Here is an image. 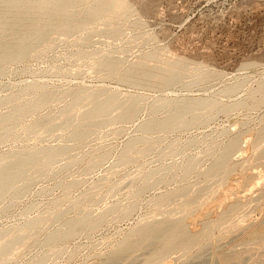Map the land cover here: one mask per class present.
Wrapping results in <instances>:
<instances>
[{
    "label": "bare ground",
    "instance_id": "6f19581e",
    "mask_svg": "<svg viewBox=\"0 0 264 264\" xmlns=\"http://www.w3.org/2000/svg\"><path fill=\"white\" fill-rule=\"evenodd\" d=\"M134 10H133V7L131 6V3L129 2V0H0V78H1V76L5 77L9 73L11 74L14 66L18 67L22 64H27V66H29L28 64L31 62L29 60H31V59H35V60L40 59L41 60V58L44 57L50 50H52L54 47H56V45L58 44L59 36H62V35L66 36L67 38L65 37L64 39H66L68 41L71 37H74L75 38L74 40H73V38H71V41L73 40L74 42L72 41L70 43H73L77 46L82 47L80 49L78 48V50H76V51H72V53H70L71 57H76L78 59V61L80 60L81 62H85V64L90 63L89 65H91V68L95 69V71H98L100 73L99 75L104 77L105 79L107 78V80L113 79V80H116L118 82H121L122 84L125 83V85L128 84L129 86H132L135 88H145V89L147 88L148 90L154 89V90L159 91L161 89L165 90V88H169V87L171 88L172 86H177V85H181V84L184 87L191 88V87H194L196 85H199L202 81H210L215 77L218 78V73L210 71L211 69L210 70H208V68L206 69L205 65H203L204 63H193V62H191V60L183 58L182 56L176 57V56H174L175 54L174 55L173 54L167 55L166 51L164 52L162 48H158L159 46H157L156 49L151 50L150 52H146V54H143V56H141L140 60H138V61L135 60L136 62H132L133 60H131V63L130 62L127 63V59L125 57H123V58L126 59V61L122 57H118L117 56L118 54L115 55V53H116L115 50L110 49L107 52H103L102 48H101V50L100 49L99 50H93V49L89 50L88 49V47L92 43L93 33H94V35H96L95 33H98V32L101 33L102 32V34L104 33V34L108 35L110 38L111 37H118L119 38L123 34L124 29H125L126 25H128V23H131V26H132L131 29L134 28L136 30H140L141 28L146 27V26H143L144 24H146V22H142L141 16H139V17H141L140 18L141 20L135 19V21H133L134 20L133 19L132 21H130V17H132V15H134V12H136ZM134 17H132V18H134ZM103 26H104V28H103ZM100 27H102V28H100ZM134 29H132V30H134ZM144 35L146 36V32L144 33ZM148 36L150 37L149 34H148ZM93 37H95V36H93ZM105 37H107V36H105ZM138 37L142 38L143 36H138ZM120 38H122V37H120ZM128 39H130V38H128ZM94 40L99 41L97 39H94ZM102 40H103V38H102ZM144 40H146V39H144ZM153 40L154 39H152V41ZM156 40H158V39H156ZM62 41H64V40H62ZM62 41L60 40L59 44H61ZM107 41L108 40H106L104 42L109 44ZM126 41H127V39H126ZM113 42H114V40H113ZM66 43L67 42H65L64 44H66ZM101 43H103V42H101ZM96 44H97V42H96ZM105 44H104V46H105ZM62 46H63V44H62ZM71 47H73V46H70V47L68 46V48H71ZM100 47H101V45H100ZM107 50H108V48H107ZM164 50H167V48H165ZM119 55H121V54L119 53ZM61 56H60V58H62ZM48 57H50V56H48ZM137 58H139V57H137ZM68 59H72V58L69 57ZM46 60H47V58H46ZM50 60H51V58H50ZM71 61H73V60H71ZM154 62H156V63H154ZM55 63H57V61ZM77 64H79V63H77ZM83 64L84 63H82V65ZM32 65H33V63L29 67L31 68ZM60 65H62V64L60 63ZM253 65H255V63L251 64V66H253ZM64 66H67L66 63ZM21 67H23V66H21ZM29 67H25V68H23V70L26 68L28 70ZM243 67H244V65L242 66V68ZM15 68H14V71H15ZM58 68H59V65H58ZM245 69H247V68H245ZM14 71H13V73H15L17 71V68H16V71L15 72ZM22 71H18V72H22ZM24 71H26V70H24ZM45 72H47V71H45ZM221 73H222V71H221ZM35 74H36V72H35ZM79 74L81 75V73H79ZM31 75H33V74H31ZM61 75L64 76L65 74H61ZM71 75L72 74L70 72V76ZM83 75H84V73H83ZM76 76L77 75L73 74V76H71L70 78H73ZM4 77H2V78H4ZM50 77H52V75ZM57 77L59 79L60 76H57ZM240 78L241 77H239L238 79H240ZM58 79H56V81ZM244 80H246V79H244ZM33 81L34 80H32L31 83L26 84V85L24 83V85L23 86L21 85V87H19L18 90L16 89L17 91H15V92H14L15 89L14 90L12 89L13 93H11V94L9 93V95H7V96L0 97V145L2 143L8 142L10 140L11 141H14V140L20 141L19 139H22V138L24 139V137L28 136V135H30V137L32 136L31 139L39 141L41 136L44 133H48V134L51 133L50 135H52V134H56V132L58 130H62L61 132L63 133L64 137L67 136L69 139H71L73 142H75L74 144L76 146H80L86 141L87 142L91 141L89 139L91 137V135L94 134L99 129H101L104 125H110V124L113 125V124L118 123V122H121V123L124 121L128 122V120L135 119L138 116V114L143 110V106L145 104V103L144 104L142 103V101H144L143 99L145 98L143 95H141L142 92L140 94L135 93V92H130V93L127 92V94L124 93L125 95H122V94H119L118 91L117 92L116 91L113 92V90L110 91L109 89L105 88V86H103V87L99 86L98 88H95V89H91L92 86L90 88H83L84 87L83 83H82L83 84L82 87H77L78 86V84H77V86L75 85V88H69V89H65V90H63L64 89L63 88L62 91H57V89L56 88H55L56 90L53 89L47 83L46 80H45L46 83L43 82L44 80L42 82H40V81L38 82L36 80H35V82H33ZM50 82H51V80H50ZM68 82H69V80H68ZM243 83L244 82L239 81L235 84H230L228 87L226 86V88H224V89L222 88L223 90H221V91H222V93L233 95L242 88V86L244 85ZM53 84H55V83H53ZM256 84H255L256 85L255 87L251 88L248 91L245 98H242L238 101H235V102L229 103V104L222 102L221 100H219L218 98H215L214 96L213 97H202V96H200V97H190V96L168 97V95H167V97H163V96L161 98L157 97L158 99L153 102L155 104V106L152 104V106H154V109L153 108L151 109V112H152L151 118L146 120V122L141 126L143 134H141V136L137 135L138 137H135V138L129 140L127 142V144L125 145V147L123 146L124 149L122 148L123 151H122V153L120 152L121 156L118 159L119 163L125 164V165L131 164V163L134 164V162L138 161L141 158H143V162H144L145 156L148 155L149 153L151 155V153L158 147L157 145H160L164 140H166L167 135H169L171 133L173 135V132H176V131H183V130L193 128V127H197V126H201V125L203 126V124H206L207 122L212 120V118L214 116H216V114H219L221 112L229 114L230 112H233V111L238 110V109H240V110L241 109H247L248 111H249V109H254V110L255 109H257V110L262 109V107L264 106V78H262L259 82L257 81ZM6 86H7L6 88H8V86H10V84L6 85ZM13 86H15V85H13ZM18 86H17V88H18ZM62 87H64V86H62ZM58 88H60V86H58ZM60 90H61V88H60ZM3 91H5V90H3ZM135 91H137V90H135ZM6 93H8V92H6ZM214 95H217V93H215ZM227 96H229V95H227ZM61 99H63V100L69 99V100L66 103V105L65 106L63 105V107L58 111L57 119L61 120L60 123L57 122V119H55V118H49L50 116L48 118L46 117L43 119L42 118L38 119L39 118V117H37L38 113L41 114L40 111L42 109H43L42 111H44L43 113L46 114L44 108L47 109L48 106L50 108V105H52V103L54 104L55 101L61 100ZM145 101H146V99H145ZM5 105H8V106L10 105L9 111L7 110L8 112H2V108ZM52 107H54V106H52ZM83 108L85 110H82ZM150 108H151V106H150ZM4 109L5 108H3V110ZM52 109H54V108H52ZM50 111H52V110H50ZM115 111L118 112L116 115H114ZM162 111L164 112L165 115L162 113ZM160 113H162L163 115L162 114L160 115ZM49 115H50V113H49ZM52 115H56V113L55 114L53 113ZM24 116H27V118L24 119ZM263 119H264V114H263ZM237 124L238 123H236V125ZM207 125H208V123H207ZM87 126H90V128H86ZM228 130H229V128H228ZM113 131L115 132V130H113ZM117 132H119V131H117ZM122 132L123 131H121V133ZM229 132H230V130H229ZM97 133L99 134V131ZM226 133H228V132H226ZM61 134H57V136H56L57 139H58V135H61ZM110 134H111V132H110ZM159 134H161V135H159ZM232 134H233V137L231 136L230 139L227 136L229 139L228 141L226 140L227 142L222 143L223 141L221 140L220 143L217 142L218 144L210 147L211 151L207 154L206 157H209V159L212 158V163L210 164V166L208 167L207 170L202 172V174L200 176H203L205 179H209V180L216 179L222 174L226 175L227 177H229L230 174H233V176H232L233 179L240 178L241 181L243 178V184L246 188L249 189V186L254 185V187H255V184L257 185V187H255L254 190L258 194L256 195V198H254V200H257V201L264 203V173H263V170H264V125L255 131H252L250 129H241L240 131H236V132L232 131ZM94 136H92V140H93ZM97 136H99V135H97ZM110 136H112V135H109V138H110ZM116 136H117V134H116ZM50 137L52 138V136H50ZM168 138H169V136H168ZM213 139H214V137H213ZM196 140L193 141V143L196 142ZM65 141H67V140H65ZM210 141H212V140H210ZM214 141H215V139H214ZM106 142H108V141H106ZM165 142H167V141H165ZM193 143H191V144H193ZM23 144H24V142H23ZM90 144H91V142H90ZM52 145L51 146H43V147L38 146L35 148L31 147L33 145H31V146H22L21 145V147L20 148L18 147V149L16 148V150L12 149V151H7V152L5 151L2 154H0V204L7 202V205L5 206V208L2 207V210H8L9 211L10 208H12L14 205H17L18 203L17 204H15V203L18 200H20V198L23 195H25L26 193L31 191L30 188H33L32 183L34 182V180L36 181V178L38 180V177H40L39 179H41L42 176H47V175L51 174L54 171L55 166L57 165V162H59V159L61 157L69 155V154L71 155L70 158L67 157V159H69V161L66 159L68 161V163L65 165V167L63 166V168H65V170L69 169V172H70V169L74 168L72 166L78 165V164H80V166L82 165L81 166L82 168L78 165L79 170L81 168L82 171H89V170L95 168L96 166L98 168V164H100L102 161H104L110 155V152H109L110 150L109 151H103L100 153H96L93 150L95 153H92V152L90 153L89 151H91V150L89 148L88 152L90 154H88V153L85 154L86 153L85 152L84 153L85 155L83 154V156L80 155L81 157H75V156H77L76 155L77 153L74 156H72V154L70 153L72 148H74L73 146H69L67 144L64 146H58V145L52 146ZM185 145H187V144H185ZM190 145H188V146H190ZM211 145H212V143H211ZM34 146H35V144H34ZM92 146H90V147H92ZM80 147H81L80 148V150H81L82 146H80ZM83 147H84V145H83ZM159 147H161V145ZM107 148H110V147H107ZM77 149H79V148H77ZM111 150H114V149L111 148ZM183 150H184V148H183ZM84 151H86V150H84ZM160 151H161V149H160ZM178 151H179V149H178ZM98 152H99V150H98ZM161 152L163 154L164 150H162ZM185 152H186V150H185ZM72 153H74V152H72ZM238 153H240V154L237 156ZM146 157H148V156H146ZM232 159H233V162H232ZM207 161H209V160H207ZM104 162H106V161H104ZM119 163H117V164H119ZM197 163L198 162L195 158H189L187 160V162L184 163V165H182V163H181L182 167H180L179 170L182 173L181 174V180L183 182H185L186 178L191 173H192V178L195 176V175L193 176V172L196 171L197 169H199V168H197L198 167ZM145 164H146V162H145ZM204 165H206V163ZM78 166H75V167H78ZM201 166H203V165L201 164ZM114 167H116V166L114 165ZM139 167L141 168L142 166H139ZM255 167H262V170L253 172V169ZM59 168H61V167H59ZM123 168H125V167H123ZM127 168H128V166H127ZM174 168H175V164H173V165L170 164L169 166H166L164 168H160V170L158 169L155 171H150L147 174H145L144 178L143 177L141 178L142 183L140 182L141 180L139 181L137 178L138 182L141 183V184L139 183L140 185H138V183L135 182L137 180H134L132 184L129 183L132 181V180H130L128 182V185L126 183H124L125 186H129V184H130L132 187L131 190L128 189V191L129 190L131 191L130 195L132 198V202L130 204H128L127 206H125V204H124L125 207H121V205L117 204V205H114L111 209L105 210L106 212H103V213L101 212V214L95 216V214L93 215L91 213H88L87 210H89L88 206L91 205L96 200L97 197H96V195L85 196V197L79 198L78 201L74 204L75 211L78 213H81V215L83 214L81 217H76V218H74V217L69 218L68 217V218H66L67 213L62 212V210L57 211L55 213L53 212V214H49L48 210L51 209V208H49L47 210L48 215H45L46 212L44 214L42 212L41 215H43V216L39 215V217H37L38 216L37 215L36 218H32L31 220H28L29 218H27L26 220H28V221L24 222V224H22V225L20 224V226L13 227V228L10 226L11 228L8 227L9 228L8 230H0V264H1V262H8L9 259H11V258H12L11 260H14L13 259L14 256L19 251V249L23 246H27V247L34 246L35 247V245H40V246L42 245L43 247H45L47 245L54 244V247L50 251H48V252H46L40 256L38 254L39 257L37 259H35V261H33V259H32L33 264H48L47 261H49L48 256L50 255V253L57 254L58 256H59V254H62V252L64 253V251H65L64 250V246H65L64 243L65 242H67V244H68V242L70 240L75 239L76 236L78 237V235H81V234L82 235L83 234L84 235L89 234V236H91L90 233H92V234L95 233L93 231H95L97 228L99 230V227L104 225L109 220L111 215H113V214L117 215L120 218V220L122 218H124V220H125V217L127 218L129 215H131V214L133 215L135 213V211H137V208H139L138 207L139 206V204H138L139 198L143 194L146 195L145 192L147 190L149 192V189L155 188L154 186H156L158 188V186H159L158 184L171 181L172 176H170V174ZM200 168L202 169L203 167H200ZM72 171H73V169L71 170V172ZM117 171L118 170H116V172ZM130 171H133V170H130ZM134 171H136V170H134ZM140 171H142V170H140ZM61 172H62V170H61ZM63 172H65V171H63ZM74 172H76V170L73 171L72 173L74 174ZM200 172H198L197 175H199ZM121 173H122V171H121ZM136 173H139V172H136ZM59 174L61 175V173H59ZM143 174H144V172H143ZM177 174L178 173H176V175ZM114 175H116V174H114ZM122 175L124 176V174H122ZM135 175H138V174H135ZM174 175H175V173H174ZM197 175H196V177H197ZM62 176H63V173H62ZM105 176H108V174H106ZM64 177H66V176H64ZM133 177L136 178L137 176H133ZM190 177H191V175H190ZM53 178H57V177H53ZM198 178H200V177H198ZM45 179H46V177H45ZM61 179H62V177H61ZM110 179L111 178H109V180ZM41 180H43V179H41ZM51 180H52V178H51ZM202 180L200 183H202ZM228 180L230 181V177L228 178ZM47 181H48V177H47ZM55 181H57V180L55 179ZM102 181H103V179H102ZM196 181L198 182V180H196ZM62 182H63V179H62ZM62 182L60 181V183H61L60 187H63L62 189L64 190V193H63L64 195H62V197H60V198H57V200H55V201L53 200L55 205L52 202H50L51 204L56 206V208H59L60 204L66 200V196L68 195V193L73 188H76L77 185H79L77 180L73 181V182H69V181L68 182L65 181L63 183ZM106 182L108 183V181H106ZM173 182H174V180H173ZM178 182H179V180H178ZM189 182L191 183V181H189ZM121 183H122V181H121ZM121 183L119 186H121ZM209 183H210V181H209ZM101 185H102V183H101ZM103 185H102V187H103ZM108 187H110V186H108ZM122 187H123V184H122ZM192 187H195V186H192ZM40 189H42V188H40ZM116 189H117L116 192H118V187ZM114 190L112 189V191H114ZM40 191H43V190H40ZM46 191H48V186L44 190V192H46ZM52 191H54V190H52ZM119 191H121V188L119 189ZM195 191H197V190H195ZM49 192H47V194H50ZM251 192H253V190ZM105 193H107V192H105ZM198 193H200V192H198ZM116 194H118V193H116ZM173 194H179V195L186 196L185 208L183 207L184 212H185L184 216H181L180 218H174V216L172 217L171 213H169V215H167L166 217H164L162 219H160L161 216H159V219H154V220L150 219L152 221H149L146 223H143V222L140 223L139 222L138 225L135 226L133 229H131V231L127 235H124V238L120 242H118V244L115 246V248H113L112 251H110L104 255L101 254L100 256H98L96 258V261L93 264H115V262H117L116 264H118V263L122 264L121 259L124 260L123 262H126V264H135V263L139 264V261L136 260V257L138 254L137 251H139V250L144 251V253H143L144 256L141 255L144 258H142V261L140 262V264H157V263L167 259L168 256L173 251H176V250L184 251V255L186 257L191 256L195 252V249L198 246H200V249L199 250L197 249L199 252H201V250L206 251V249H204V244L206 242L210 241L213 238V236L215 235L216 226H218V222L222 218L229 216L232 208H233V218H234V210H238V213L242 212V210L246 207V205L248 203V201H247L248 198H245L246 196L245 197L239 196L237 198H233V201H231V200L228 201V199H225V198L217 199L216 200L217 206L223 207V210L220 211L219 208L217 207L218 211H216V209H215L210 215H204L203 211L201 210V207L198 206L197 198L195 196H191V195L187 194V187L183 185V186H179V188H177L176 190H171V191H168L165 193L162 192L161 194H158L156 197H153L154 198L152 200L153 205L156 206L157 210L162 211L165 207V203L171 199ZM27 195L28 194H26L25 197H27ZM252 195H254V194H252ZM119 196H121V194H119ZM248 197L250 198L249 195H248ZM251 198H252V196H251ZM129 199H128V201H129ZM147 200L150 201V199H147ZM34 203L36 204L38 202L35 201ZM121 203L122 202H120L119 204H121ZM140 203H142V202H140ZM28 205H26V207ZM62 205H63V203H62ZM166 205H167V203H166ZM0 206H3V205H0ZM30 207L32 209L34 206H30ZM30 207H29V211L31 210ZM35 207H36V205H35ZM91 207H94V205ZM263 207L264 206H262V208ZM23 209H22V211H24ZM55 211H56V209H55ZM95 212H96V210H95ZM243 212H245V211H243ZM28 213H30V212H27V213L25 212V214H28ZM50 213H52V212H50ZM154 213H156V212H154ZM173 213H174V211H173ZM246 214L248 216L250 215L249 213H246ZM77 215H79V214H77ZM77 215H75V216H77ZM155 215H153V218H155L154 217ZM247 215H245V217ZM250 219H252V216ZM51 221L62 222V226H60L59 229H57V230L55 229L48 234L46 233L47 235H46L45 239L42 240L43 237L41 235L44 231L45 224H47L48 222H51ZM110 221H112V220H110ZM240 221L241 220H239V223H241ZM57 222H55V223H57ZM235 223H236V221H235ZM239 223L236 225L234 223L233 224L237 228L239 227L242 231L241 232L242 234L239 233V234H241L240 235L241 239L240 238L239 239L243 240L241 243H243L244 241L247 243V241H248L247 245L250 244L251 246H253V248L255 246H258L264 250V248H263L264 247V237H260L261 234H259L260 233L259 228L260 227L262 228V225H264V218L261 220L259 219L258 221L254 220L253 222H250L249 224H247V226H246V223H244V222H242V223H244L245 226L242 225V223H241V225ZM0 229H1V227H0ZM261 230L263 231L264 229H261ZM262 235H264V233ZM121 237H123V236H121ZM233 238H235V237H233ZM110 241L108 239V242H110ZM115 242H117V240ZM211 242H210V244L208 243V245L211 246L212 245ZM232 243H234V242L232 241ZM241 243H240V245H241ZM246 243H244L246 250L240 251V252L233 251L234 248L232 250L229 248L230 251L226 250L224 252V250H223L222 252H219L218 251L219 248H218V250H216V251H218L217 256H216V254L214 255L217 257V258L215 257V259H218L219 264H239L242 260H244L242 258L244 255L246 256L245 253L249 252L250 248L252 251V247H250L249 245L248 246L250 248H246L247 247ZM105 244H106V241H105ZM252 244H254L255 246ZM240 245L238 244V247ZM85 246H87V244ZM95 246H97V244L96 245L94 244V248H95ZM105 246H107V244ZM105 246H103V247L105 248ZM66 247L67 246H65V248ZM205 247H206V245H205ZM107 248H109V247H107ZM260 248H259V251H260ZM22 249H24V248H22ZM100 249H102V247ZM103 249H102V251H103ZM256 249H258V248H255V250ZM73 250H74V248H73ZM80 250H77V251H80ZM242 250H243V248H242ZM75 251H76V248H75ZM75 251H74V253H76ZM81 251H80V253H81ZM236 251H237V249H236ZM27 252H29V251H27ZM37 252H39V251H37ZM94 252H96V251H94ZM181 252L177 251L176 253H181ZM262 252H260V253H262ZM39 253H41V252H39ZM103 253H104V251H103ZM213 253H214V250H213ZM78 254H79V252H78ZM203 254H205V253H202V255ZM211 254L212 253H210V255ZM36 255H35V257H37ZM195 255H197V254H195ZM248 255H249V253H248ZM182 256H183V254H182ZM199 256L201 258H203L205 255H203V257H202L199 254ZM255 256H256V254H255ZM258 256H256L257 259H258ZM92 257H94V256L92 255ZM210 257H212V256H210ZM210 257L208 258V260L210 259ZM52 258H54V257H52ZM70 258H69V263H70V260H72L74 258V256L72 259H70ZM191 258H189L190 261H191ZM194 258H195V256L192 259L194 260ZM57 259H58V257H57ZM64 259H65V257H64ZM198 259H200V258H198ZM198 259H197V262L199 263ZM211 259L213 260L214 258H211ZM11 260H10V262H11ZM59 260H60V258H59ZM66 260H67V258H66ZM118 260H120L121 262H118ZM205 260H207V259H205ZM208 260H207V263H208ZM260 260H263L262 261L263 263L262 262H259V263L264 264V258H262ZM73 261H74V259H73ZM136 261H138V262H136ZM195 261H193V262H195ZM253 261H254V259H253ZM201 262H204V261H201ZM255 262L257 264L258 261L255 260ZM183 263H185V261ZM211 263L209 262V264H211ZM192 264H194V263H192Z\"/></svg>",
    "mask_w": 264,
    "mask_h": 264
},
{
    "label": "rangeland",
    "instance_id": "374dc122",
    "mask_svg": "<svg viewBox=\"0 0 264 264\" xmlns=\"http://www.w3.org/2000/svg\"><path fill=\"white\" fill-rule=\"evenodd\" d=\"M129 2L131 3L133 10L135 9L134 11H136V12H134V15H132V17H134V16L135 17L134 18L130 17V21H132L133 19H134L133 21H135V19L137 20V19H140L142 17V22H146V24H144L143 26H146V27L142 26L143 28H141L140 30H136V29L132 28V29H134V30H132L131 29V27H132L131 23H128V25H126V27L124 29L123 34L120 36L122 38H120V37L119 38L118 37H111L110 38L108 35H106L104 33L102 34V32L101 33L100 32L95 33L96 35H94V33H93L92 43L88 47L89 50H92V49L93 50H99V49L101 50V48H102L103 52H107L110 49L115 50L116 51L115 55L118 54L117 55L118 57H122V58L125 57L127 59V63H129V62L131 63V60H133L132 62H136V61L141 59V56H143V54H146V52H150L151 50H154L157 48V46H159L158 48H162L164 52L166 51L167 55H172V54L174 55L175 54L174 56H176V57L182 56L183 58L191 60V62H193V63H204L203 65H205L206 69L208 68V70L211 69L210 71L218 73V78L215 77L210 81H202L199 85H196V86L191 87V88L184 87L182 84L177 85V86H172L171 88L170 87L165 88V90L161 89L159 91L154 90V89L148 90L147 88L146 89L145 88H135V87L129 86L128 84L125 85V83L122 84L121 82H118V81L113 80V79L107 80V78L105 79L104 77L100 76L99 75L100 73L98 71H95V69L91 68V65H89L90 63L85 64V62H81L80 60L78 61V59L76 57H71L70 53H72V51H76V50H78V48L80 49L82 47L77 46L73 43H70L75 39L74 37H71V38H73L72 41H71V38L69 37L70 39L68 38L69 39V41H68V40L64 39L66 36H63V35L59 36L58 44L56 45V47H54L52 50H50L44 57L41 58V60L40 59L29 60V61H31L30 62L31 64L33 63L31 68L29 67L31 65L30 63L28 64L29 66H27V64H22V65L18 66L20 69L22 68L21 70L17 66H14V68L15 67L17 68V71L15 68L16 72L14 71V68H13L11 74L9 73L5 77L1 76V78H0V97H4V96L9 95V93L10 94L13 93L14 89H15L14 92L17 91L19 89V87H21V85L22 86L24 85V83L26 85V84L31 83L32 80H34L33 82H35V80L38 82L39 81L42 82L44 80L43 81L44 83H46V81H47V83L53 89L56 88L57 91H62L63 88H64L63 90L69 89V88H75V85L77 86V84H78L77 87H82V85L84 84L83 88H90L92 86L91 89H95V88H98L99 86L100 87L105 86V88L109 89L110 91H112V90H113V92L118 91V93L122 94V95L127 94V92L128 93L135 92V93H139V94L142 92L141 95H143L145 97L143 99L144 101H142V103L143 104L145 103V104L143 106V110L138 114V116L135 119L128 120V122L127 121H124L122 123L118 122V123H115L113 125L112 124L104 125L101 129L98 130L99 134L97 133L98 131H96L95 132L96 134L94 133L91 135V137L89 138L91 141H88V142L86 141L87 143L84 142L82 145H80V146H82L81 150H80V148H81L80 146H76L74 144L75 142H73L67 136H65V137L63 136V133L61 132L62 130H58L56 132V134H52V135H50L51 133H49V134L44 133L42 135L43 137L41 136L39 141L31 139L32 136L30 137V135H28L29 137L23 136L24 139L23 138L19 139L20 141H17V140L11 141L10 140L8 142L2 143L0 145V154H2L5 151L6 152L12 151V149L16 150V148L17 149H18V147L20 148L21 145L22 146L33 145L31 147L35 148L38 146L39 147L51 146L52 144L54 146H57V145L58 146H64L67 144V145L73 146L75 148V149L72 148V150L70 152L72 154V156H74L77 153L76 154L77 156H75V157H81V156H83V154L85 152H86L85 154H87V153L90 154L91 152L92 153H95V152L100 153V152L109 151V150H110L109 151L110 155L104 160L106 162L102 161L103 163L101 162L100 164H98V168L96 166L95 168H93L89 171H82V169H81L82 165L80 166V164H78L81 167L80 170H79L78 165L72 166V167H74V168L71 167L73 169V171L76 170V172H74V174L72 173L73 171L71 172L72 169H70V172H69V169L65 170V168H63V166L65 167V165L69 161V159H67V157L70 158L71 155L69 154V155L61 157L60 158L61 160L59 159V162H57V165L55 166L56 170L54 169V171L47 176H42L41 179H43V180L39 179L40 177H38V180L36 178V181L34 180V182L32 183L33 188H30L31 191L26 193V194H28L27 197H25L26 194L23 195L20 198V200H18L15 203V204L18 203L17 205H14L8 211V210H2V207L5 208V206L7 205V202L0 204V205H3V206H0V227H1L0 230H8L11 227L13 228V227L20 226V224L22 225V224H24V222L31 220L32 218H36L37 215H38L37 217H39V215L43 216V215H41L42 212H43V214L46 212L45 215H48L47 210L49 208H51V209H49L50 211L48 210L49 214H53V212L55 213L57 211L62 210V212L67 213L66 218H68V217L69 218L81 217L83 214L81 215V213H78L75 211L74 204L78 201L79 198H82L85 196L96 195V197H97L96 200L91 205H89L90 207L88 206L89 210H87L88 213H91L93 215L95 214V216L101 214V212L102 213L106 212L105 210H109L114 205H117V204L121 205V207H125L132 202V198L130 195V192H131L130 190L132 189V187L130 184H132L134 180H137V178H138V180L139 181L141 180L140 182L142 183L141 178L142 177L144 178L145 174H147L148 172L155 171L158 169L160 170V168H164L166 166H169L170 164H172V165L175 164V168H174L175 170L173 169V171L170 174V176L173 177V178L171 177L172 180L168 181V182H164L165 184L161 183L162 185L158 184L159 185V186L157 185L158 188L156 186H154L155 188L149 189V192L147 190L145 192L146 195L143 194L139 198V200H138V204H139L138 207L139 208H137V211H135V213L133 215L131 214L127 218L125 217V220H124V218H122L120 220V218L115 214L111 215L112 217L110 216L109 220L104 225L99 227V230L97 228L95 231H93V232H95V233H93L94 235L92 233H90L91 236H89V234L88 235L86 234L87 236L84 234L83 235L81 234V235H78V237L76 236L75 239L70 240L68 242V244H67V242H65L66 244L64 243V245L67 246L66 247L67 249L64 246L65 251H64V253L62 252V254H59L60 257L57 254L50 253V255L48 256L49 261H47V263L48 264H84V263L85 264H93L96 261V258L98 256H100L101 254L104 255V254L112 251L113 248H115V246L118 244V242H120L124 238V235H127L131 231V229H133L135 226L138 225L139 222L140 223H142V222L146 223V222L152 221L154 219H159V216H161L160 219H162V218L166 217L167 215H169V213H171V216L172 217L174 216V218H180L181 216H184V214H185L184 208H185V202H186V196H184V195L173 194L171 199L166 202L167 205L165 203V207L162 211L157 210L156 206L153 205V202H152V200L154 199L153 197H156L158 194H161L162 192L165 193V192H168L171 190H176L177 188H179V186L184 185L187 187V194H189L191 196H195L197 198L198 206L201 207V210L203 211L204 215H210L215 209H216V211H218L217 207L219 208L220 211L223 210V207L217 206V204H216L217 199L225 198V199H228V201L229 200L233 201V198H237L239 196L240 197L246 196L245 198H248L247 201H248V203L249 202L250 203L249 204L247 203V205L245 207L246 209L244 208L242 210V212L238 213V210H234V218H233V208H232L230 211V215L225 217V218H222L218 222V226H216L215 235L213 236V238L210 241L206 242L207 244L206 243L204 244V249H206V251L201 250V252H199L198 250L200 249V246H198L195 249V252L191 256L186 257L184 255V251L181 250L182 251L181 252L180 250H176V251H173L168 256L167 259H165V260H163L157 264H185L186 262H187L186 264H192V263H194V264H202V263L203 264H209V262L211 263L212 261L213 262L211 264H219L218 259H215L218 251L222 252L224 250V252H225L226 250L230 251V249L232 250L233 248L235 249V250L233 249V251H235V252H240V251L246 250L245 245H244V243H246V242L244 241L243 243H241L243 240H240L241 239L240 235L242 234L241 233L242 231L239 227L237 228L235 225L239 223V220H241L240 221L241 223L242 222L246 223V226H247V224H249L250 222H253L254 220L258 221L259 219L260 220L263 219L264 218V207L262 208V206H264V203L257 201V200H254V198H256V195L258 194L254 190L255 187H257V185L255 184V187H254V185L249 186V189H248L243 184V178H242V181L240 178L233 179V177H232L233 174H230L229 175L230 181H229L228 180L229 177L222 174L216 179H211L212 180L211 181L209 179H205L203 176H200V175L202 174V172L207 170L208 167L210 166V164L212 163V158L209 159V157H206L207 154L211 151L210 150L211 146H214V145L220 143L221 140L223 141L222 143L227 142L231 138V136L233 137L232 131L236 132V131H240L241 129H250L252 131H255L264 125V119H263L264 106L262 107V109H259V110L249 109V111H248L247 109H241V110L238 109V110H235L233 112H230L229 114L221 112L219 114H216V116H214L212 118V120L207 122L208 125L206 123V124H203V126L201 125V126L189 128V129H186L183 131L173 132V135H172V133L167 135L166 140H164L160 144L161 147H159L160 145H157L159 148L157 147L151 153V155H150V153L148 155H146L148 157L145 156L144 162H143V158H141L138 161L134 162V164L131 163V164L125 165V164H120L118 159L120 158L121 153H122L125 145L127 144V142L129 140H131L135 137L141 136V134H143L141 126L146 122V120L151 118V115H152L151 109L152 108L154 109V106H155V104L153 102L155 100H157L158 98H161L162 96L167 97V95H168V97H176V96L213 97L214 96L215 98H218L222 102L229 104V103H233L235 101H238L242 98H245L248 91L257 85L256 84L257 81L259 82L262 78H264V0H129ZM139 16H141V17H139ZM100 28H102V27H100ZM103 28H104V26H103ZM145 32H146V36L144 35ZM148 34L150 35V37L148 36ZM93 36H95V37H93ZM105 36H107V37H105ZM138 36H143V37L141 38ZM93 38L97 39L99 41H96ZM102 38H103V40H102ZM125 38L127 39V41ZM128 38H130V39H128ZM144 39H146V40H144ZM152 39H154V40L152 41ZM156 39H158V40H156ZM60 40L61 41L64 40V41H62L63 43L61 42V44H59ZM106 40H108L107 42L111 46L109 44H107L106 42H104ZM113 40H114V42H113ZM65 42H67V43L64 44ZM96 42H97V44H96ZM101 42H103V43H101ZM62 44H63V46H62ZM104 44H105V46H104ZM100 45H101V47H100ZM68 46L69 47L73 46V47L68 48ZM107 48H108V50H107ZM165 48H167V50H164ZM119 53L121 55H119ZM59 55L60 56L62 55L61 57L63 59L60 58ZM48 56H50V57H48ZM69 57L72 59H68ZM137 57H139V58H137ZM46 58H47V60H46ZM50 58H51V60H50ZM126 59H124V60L126 61ZM55 60L57 61V63H55L56 62ZM71 60H73V61H71ZM60 63L62 65H60ZM65 63L67 66H64ZM77 63H79V64H77ZM82 63H84V64L82 65ZM154 63H156V62H154ZM250 63L251 64L255 63V65L251 66ZM58 65H59V68H58ZM243 65H244V67L242 68ZM21 66H23V67H21ZM25 67H29L28 70L26 68V69H24L26 71H24L23 68H25ZM245 68H247V69H245ZM13 71L15 73H13ZM18 71H22L23 73L18 72ZM45 71H47V72H45ZM221 71H222V73H221ZM35 72H36V74H35ZM70 72L72 74L71 76H73V74L77 75V76L70 78L71 77ZM79 73H81V75ZM83 73H84V75H83ZM31 74H33V75H31ZM61 74H65V75L62 76ZM51 75L53 78L50 77ZM57 76H60L59 79ZM2 77H4V78H2ZM239 77H241V78L238 79ZM243 78L246 80H244ZM56 79H58V80L56 81ZM50 80H51V82H50ZM68 80H69V82H68ZM239 81L244 82L243 83L244 85L235 94L232 93L233 95H230V94L222 93L221 90L226 88V86L228 87L230 84H235ZM53 83H55V84H53ZM9 84H10V86H8V88H6L7 87L6 85H9ZM13 85H15V86H13ZM16 85L17 86L19 85L18 88ZM58 86H60L61 90H60V88H58ZM62 86H64V87H62ZM3 90H5V91H3ZM135 90H137L138 92ZM6 92H8V93H6ZM215 93H217V95H214ZM227 95H229L230 97ZM145 99H146V101H145ZM66 100L67 99H65V100L61 99V100L55 101L54 104L52 103V105H50L51 109L49 108V106L47 107V109L44 108L46 114L43 113L44 111H42L43 110L42 109L40 111L41 114L38 113V116H37V117H39L38 119H41V118L43 119L46 117L48 118L49 116H50L49 118L57 119L58 111L63 107V105L64 106L66 105V103L68 102L69 99L67 101ZM152 104L154 106H152ZM5 106L3 107V108H5L4 110L2 108V112H8L9 111L10 105L9 106L5 105ZM52 106H54V107H52ZM150 106H151V108H150ZM52 108H54V109H52ZM48 110L49 111L52 110V111L49 112ZM82 110H85V109L83 108ZM49 113H50V115H49ZM53 113L54 114L56 113V115H52ZM117 113L118 112L115 111L114 115H116ZM162 113L164 114L163 111H162ZM162 113H160V115ZM26 118H27V116H24V119H26ZM59 120L60 119H57V122L60 123L61 120L60 121ZM236 123H238V124L236 125ZM86 128H90V126H87ZM228 128H229L230 132H229ZM113 130H115V132ZM117 131H119L120 133H121V131H123L124 133L122 132L120 134ZM103 132L104 133L106 132L107 134L106 133L104 134ZM110 132H111V134H110ZM226 132H228V133H226ZM57 134H61V135H58L59 140L56 137ZM116 134H117V136H116ZM97 135H99V136H97ZM109 135H112V136H110V138H109ZM159 135H161V134H159ZM50 136H52V138ZM92 136H94L93 140H92ZM168 136H169V138H168ZM227 136L229 137V139ZM213 137H214L215 141H214ZM65 140H67V141H65ZM105 140L108 142H106ZM195 140H196V142L197 141L198 142L197 143L194 142L195 143L194 144L193 141H195ZM210 140H212V141H210ZM165 141H167V142H165ZM23 142H24V144H23ZM90 142H91V144H90ZM210 142L212 143V145ZM191 143H193V144H191ZM34 144H35V146H34ZM185 144H187V145H185ZM83 145L86 149L83 147ZM188 145H190V146H188ZM90 146H92V147H90ZM107 147H110V148H107ZM77 148H79V149H77ZM89 148L91 150V151H89L90 153L88 152ZM111 148H113L114 150H111ZM183 148H184V150H183ZM160 149H161V151L164 150L163 154L160 151ZM178 149H179V151L180 150L181 151L179 152ZM84 150H86V151H84ZM98 150H99V152H98ZM185 150H186V152H185ZM72 152H74V153H72ZM239 154L240 153H238L237 156ZM189 158H195L197 160V162H198L197 166L198 167L197 166L196 167L199 169L196 170L197 172L196 171L193 172V176L195 175L193 178H192V173H191L190 174L191 177L189 175L187 177L188 179L186 178V180L188 182L185 180V182H186L185 183L181 180V174L182 173L179 169H180V167H182L181 163H182V165H184V163L187 162V160ZM206 159L209 161H207ZM145 162H146V164L147 163L148 164L146 165ZM232 162H233V159H232ZM117 163H119V164H117ZM200 163L203 166H201ZM203 163L204 164L206 163V165H204ZM114 165L116 167H114ZM58 166L61 168H59ZM75 166H78V167H75ZM127 166H128V168H127ZM139 166H142L141 167L142 169ZM199 166L203 167V168L201 169ZM123 167H125V168H123ZM61 170H62V172H61ZM116 170H118V171L116 172ZM120 170L122 171V173ZM130 170H133V171H130ZM134 170H136V171H134ZM140 170H142V171H140ZM261 170H262V167H255L253 169V172L254 171H261ZM63 171H65V172H63ZM136 172H139L140 174L136 173ZM143 172H144V174H143ZM198 172H200L199 175H197ZM59 173H61V175ZM62 173H63V176H62ZM174 173H175V175H174ZM176 173H178V174L176 175ZM263 173H264V170H263ZM106 174H108V176H105ZM114 174H116V175H114ZM122 174H124V176ZM135 174H138V175H135ZM139 175L140 176L142 175V176L140 177ZM196 175H197V177H196ZM64 176H66L69 180ZM133 176H137V177L134 178ZM45 177H46V179H45ZM47 177H48V181H47ZM53 177H57V178H53ZM61 177L63 179V182H65V181L66 182H68V181L73 182V181L77 180L79 185H77L76 188H73L68 193V195L66 196V200L64 201L65 203L62 202L63 205L61 203L60 204L61 207L59 206V208H56V206H54L55 204H54L53 200L55 201V200H57V198H60V197H62V195H64L63 194L64 190L62 189L63 187H60L61 186L60 181L62 182ZM198 177H200L201 179ZM51 178H52V180H51ZM109 178H111V179L109 180ZM55 179L57 181H55ZM102 179H103V181H102ZM195 179L198 180V182ZM130 180H132V181L129 182ZM138 180L135 182H137L138 185H140L141 183L138 182ZM173 180H174V182H173ZM178 180H179V182H178ZM201 180H202V183H200ZM106 181H108V183ZM121 181H122V183H121ZM189 181H191V183ZM209 181L211 184L209 183ZM128 182L130 183L129 186H125L124 183H126L128 185ZM101 183H102V185L104 184L105 186L103 185V187H102ZM120 183H121V186H119ZM122 184H123V187H122ZM47 186H48V191L44 192V190L47 188ZM108 186H110V187H108ZM192 186H195V187H192ZM117 187H118V192H116ZM40 188H42V189H40ZM58 188L59 189L61 188L62 190L61 189L59 190ZM120 188H121V191H119ZM39 189L43 190V191H40ZM112 189L113 190L115 189V190L112 191ZM128 189H130V190L128 191ZM52 190H54V191H52ZM195 190H197V191H195ZM250 190L251 191L253 190V192H251ZM39 192L40 193L42 192L43 194L42 193L40 194ZM47 192H49L50 194H47ZM105 192H107V193H105ZM198 192H200V193H198ZM116 193H118V194H116ZM251 193L254 195H252ZM119 194H121V196H119ZM248 195L250 196V198L252 196V198L250 199L248 197ZM128 199H129V201H128ZM147 199H150V201ZM35 201H37L38 203L35 204L34 203ZM50 202H52L54 205L51 204ZM120 202H122V203L119 204ZM140 202H142V203H140ZM124 204H125V206H124ZM26 205H28V206L26 207ZM35 205H36V207H35ZM93 205H94V207H91ZM30 206H34V207L31 209ZM29 207L31 209L30 211H29ZM22 209L24 211H22ZM55 209H56V211H55ZM95 210H96V212H95ZM172 210L174 211V213ZM153 211L156 213H154ZM243 211H245V212H243ZM25 212L26 213L30 212V213L25 214ZM50 212H52V213H50ZM246 213H249L252 216V219H250L251 216L250 215L248 216ZM77 214H79V215H77ZM75 215H77V216H75ZM153 215H155L154 216L155 218H153ZM245 215H247L248 217L247 216L245 217ZM27 218H29V219L26 220ZM150 219H152V220H150ZM110 220H112V221H110ZM235 221H236V223H235ZM53 222L54 221H51V222H48L47 224H45L44 231L41 235L43 237V239L41 238L42 240L45 239V237L48 233L52 232L55 229L57 230L60 228V226H62V222H57V221H55L57 223H55V222L53 223ZM241 223H239V224L241 225ZM244 223H242V225L245 226ZM261 229H264V225H262V228L261 227L259 228V231H260L259 234H261L260 237H264V235H262L264 233L263 232L264 230L262 231ZM239 233H241V234H239ZM121 236H123V237H121ZM233 237H235V238H233ZM108 239H109V241L111 239L112 240L110 242H108ZM116 240H117V242H115ZM231 240L234 243H232ZM105 241H106L107 246H105L106 245ZM210 242L212 244L211 246L208 245V243L210 244ZM239 242L241 243V245ZM247 243H248V241H247ZM247 243H246V246H247L246 248L252 247V251L250 248V251L245 253L246 256L245 255L243 256L242 259H244V260H242L239 264H256L255 260L258 261L257 264L259 262H262L263 260H260V259L264 258V250L258 246H255L254 244H252L255 246L254 248H253V246L248 244L250 246L249 247L247 245ZM86 244H87V246H85ZM94 244L95 245L97 244V246H95V248H94ZM238 244L241 247L240 246L238 247ZM109 245L111 247L112 246L113 247L111 248ZM205 245H206V247H205ZM39 246L40 245H35V247L34 246H32V247L23 246L20 248L21 250L19 249V251L17 252L18 254L16 253V255L14 256V258H13L14 260H11L12 259L11 258V259H9V261L7 260L8 262H1V264H3V263L4 264H28V263L33 264V261H35V259H37L40 255L50 251L54 247V244H50V245H47L45 247H43L41 245L40 246L41 248ZM100 246L102 247V249L104 248L103 246H105L106 249L105 248L103 249L104 253H103L102 249H100L101 248ZM213 246L214 247L216 246V247L214 248ZM107 247H109V248H107ZM22 248H24V249H22ZM73 248H74V250H73ZM75 248H76V251H75ZM218 248H219V250H218ZM242 248H243V250H242ZM255 248H258V249L255 250ZM259 248H260V251H259ZM33 249L34 250L36 249L35 250L36 252ZM236 249H237V251H236ZM77 250H80L81 253H80V251H77ZM213 250H214V253H213ZM216 250H218V251H216ZM27 251H29V252H27ZM37 251H39L41 253H39ZM74 251L76 253H74ZM94 251H96V252H94ZM177 251L181 252V253H176ZM78 252H79V254H78ZM137 252H138V254H137L138 258L136 257V260H138L139 264H140V262L142 261V258H144L143 257L144 251L139 250ZM260 252H262V253H260ZM198 253L202 257H203V255H205V256L203 258H201ZM202 253H205V254L202 255ZM210 253H212V254L210 255ZM248 253H249V255H248ZM34 254L35 255L37 254L36 255L37 257H35ZM38 254H39V256H38ZM182 254H183V256H182ZM195 254H197L198 256ZM215 254H216V256H214ZM255 254H256V256H258L260 254L258 256V259L255 256ZM92 255L94 257H92ZM141 255H143V256H141ZM209 255L212 257H210ZM63 256L65 257V259ZM73 256H74V258H73ZM194 256H195V258L193 260L192 258ZM52 257H54V258H52ZM57 257H58V259H57ZM209 257H210V259H209L210 261L208 260ZM59 258H60V260H59ZM66 258H67V260H66ZM69 258L70 259L73 258L74 261L72 259V260H70V263H69ZM189 258H191V261ZM198 258H200V259H198ZM211 258H214V259L212 260ZM32 259H33V261H32ZM197 259L199 260V263L197 262ZM205 259L208 260V263H207V260H205ZM253 259H254V261H253ZM10 260H11V262H10ZM87 260L88 261L90 260V261L88 262ZM192 260L193 261L196 260V261L193 262ZM200 260L204 261V262H201ZM121 261H122V264H124V263L126 264V262H123L124 260L121 259ZM121 261L118 260V262H121ZM138 261H136V262H138ZM184 261H185V263H183ZM116 263L117 262H115V264ZM259 264H261V263H259Z\"/></svg>",
    "mask_w": 264,
    "mask_h": 264
}]
</instances>
